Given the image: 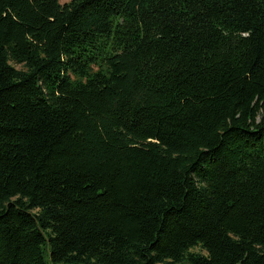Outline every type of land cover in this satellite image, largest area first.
<instances>
[{
  "label": "trees",
  "instance_id": "16d2710c",
  "mask_svg": "<svg viewBox=\"0 0 264 264\" xmlns=\"http://www.w3.org/2000/svg\"><path fill=\"white\" fill-rule=\"evenodd\" d=\"M0 264H264V0H0Z\"/></svg>",
  "mask_w": 264,
  "mask_h": 264
},
{
  "label": "rangeland",
  "instance_id": "374dc122",
  "mask_svg": "<svg viewBox=\"0 0 264 264\" xmlns=\"http://www.w3.org/2000/svg\"><path fill=\"white\" fill-rule=\"evenodd\" d=\"M69 0H60V4H64V3H67ZM16 68H21L20 66H17ZM191 252H197V253H203L200 251L199 248H195L193 250H191Z\"/></svg>",
  "mask_w": 264,
  "mask_h": 264
}]
</instances>
